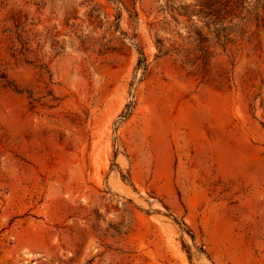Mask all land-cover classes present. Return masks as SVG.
I'll return each mask as SVG.
<instances>
[{"label": "rangeland", "instance_id": "obj_1", "mask_svg": "<svg viewBox=\"0 0 264 264\" xmlns=\"http://www.w3.org/2000/svg\"><path fill=\"white\" fill-rule=\"evenodd\" d=\"M0 264H264V0H0Z\"/></svg>", "mask_w": 264, "mask_h": 264}]
</instances>
